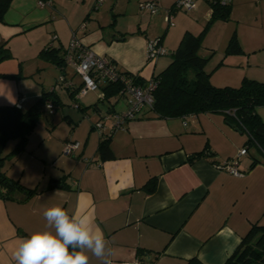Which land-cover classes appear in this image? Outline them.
Listing matches in <instances>:
<instances>
[{
  "label": "crops",
  "instance_id": "0c3cea01",
  "mask_svg": "<svg viewBox=\"0 0 264 264\" xmlns=\"http://www.w3.org/2000/svg\"><path fill=\"white\" fill-rule=\"evenodd\" d=\"M44 1L49 4L11 0L0 22V45L9 54L0 59V105L19 100L28 109L42 91L56 86L59 74L80 86L71 65L62 68L40 54L50 43L63 55L74 35L118 69L145 80L169 62L147 61L152 38L168 36L175 47L186 30L199 33L211 15L207 1L198 2L192 16L179 15L177 0H155L158 12L150 16L139 8L145 0H101L98 6L96 0ZM262 5L264 0H232L229 19L210 24L200 48L206 65L220 54L216 66L205 65L210 82L213 69L243 71L213 85L236 87L243 77L264 82V35L243 28L264 16ZM167 10L176 16L173 26L163 20ZM233 31L242 50L234 54L226 52ZM245 66L261 72L249 77ZM54 89L61 104L48 119L39 117L21 150L10 154L15 140L3 149L1 170L24 190L0 197V264H16L19 238L43 230L44 211L56 205L92 217L113 252L112 264H223L253 224L264 225V152L254 141L245 143L248 133L232 114L162 117L143 109L124 129L106 135L111 119L104 117L126 108L122 98L101 101L90 91L74 105V88ZM256 112L264 121V105ZM99 120L105 125L102 136L93 124ZM69 139L79 143L70 154L63 150ZM244 146L239 175L218 168ZM88 256L89 264H101Z\"/></svg>",
  "mask_w": 264,
  "mask_h": 264
},
{
  "label": "trees",
  "instance_id": "16d2710c",
  "mask_svg": "<svg viewBox=\"0 0 264 264\" xmlns=\"http://www.w3.org/2000/svg\"><path fill=\"white\" fill-rule=\"evenodd\" d=\"M10 2L11 0H0V22H4L3 16ZM207 2L211 8L207 24L197 34L186 30L175 46L176 48L171 52V59L167 66L152 76L156 81V86L152 96L154 102L150 109L162 117L184 116L199 112H225L230 115L234 112L233 119L248 133L245 143L254 141L264 152V135L255 132L258 127L264 130V121L256 112V107L264 105V82L243 77L236 87L215 86L210 82L209 74L204 69L208 58L200 54L203 38L214 20L229 19L232 0L226 4H221L219 1ZM174 9H178L175 4ZM168 11L173 16L172 10L165 11L164 15ZM166 24L168 26L167 22ZM238 43L234 33L226 44V52L233 54L241 52ZM6 50L4 44L0 45V59L9 55ZM58 51L59 49L50 43L47 48L39 52L64 68V54L60 55ZM124 74L131 75L128 71H124ZM97 80L100 90L104 92V98H98L99 100L112 102V100L117 101L121 98L120 82L100 81L98 78ZM133 80L139 84L144 83V79L138 75L133 76ZM54 88L56 87L49 91H42L39 99L26 110H22L15 103L14 105H0V197H11L15 190H24V186L18 180L7 177L1 170V164L6 156L3 155L4 146L9 140L16 141L10 154L24 147L39 117L44 115L48 119L50 113L61 104ZM65 88H74L70 93L74 101L78 87L73 85ZM48 103L52 104L51 110L46 107ZM104 144L105 141L101 147ZM26 193L29 195L31 190H27ZM223 264H264V225L253 224Z\"/></svg>",
  "mask_w": 264,
  "mask_h": 264
},
{
  "label": "built area",
  "instance_id": "2783aa9c",
  "mask_svg": "<svg viewBox=\"0 0 264 264\" xmlns=\"http://www.w3.org/2000/svg\"><path fill=\"white\" fill-rule=\"evenodd\" d=\"M205 1H219L221 4H226L231 0H205ZM101 0H96V6L101 4ZM40 6L48 5V1L38 0L37 2ZM139 7L142 10L148 11L151 15H154L158 12L157 3L155 0H145L139 3ZM175 7L178 9H184L186 11H190L195 9L196 0H177L175 3ZM164 20L168 23V26L174 25L173 16L168 11L164 15ZM81 28L85 26L83 23L80 25ZM53 39L56 38V35L52 36ZM76 37L73 35L68 47L64 53V64L71 65L76 75H79L81 78V85L78 87V91L74 95V105H77L78 99L85 95L90 91H95L97 93V97L99 99L104 98V92L99 88V82L97 78L107 81H117L120 82V95L121 98L126 103V108L123 111L114 112L111 115H106L105 119H111V126L106 135L112 134L118 130L124 129L126 127L127 122L136 118V116L143 111V109L152 108L154 98L153 90L156 86V81L153 77H149L144 80L143 84H139L133 80V76L136 74L126 75L124 72L117 68L116 63L113 62L112 59L106 56L99 55L91 50L90 47L82 45L78 42ZM161 44L159 39H155L154 41H149L147 44V61L154 62L160 55L165 54L167 51L160 47ZM73 86L71 81L66 80L63 74H59L56 81L57 87H67ZM18 107H20L19 103H16ZM49 110L52 109V104L48 103L46 106ZM234 114V112L232 113ZM104 122L99 120L94 124V128L98 131L101 136L104 134L105 125ZM185 123V122H184ZM105 135V136H106ZM79 143L73 140H67L64 143V152L71 153L73 150L78 148ZM247 148L242 147L236 157L229 159L224 162V164L220 165L218 168H222L227 170L232 174L239 175L240 171L237 168L238 157L246 154ZM125 264H148L139 260H135L133 262H128Z\"/></svg>",
  "mask_w": 264,
  "mask_h": 264
},
{
  "label": "clouds",
  "instance_id": "9594fccd",
  "mask_svg": "<svg viewBox=\"0 0 264 264\" xmlns=\"http://www.w3.org/2000/svg\"><path fill=\"white\" fill-rule=\"evenodd\" d=\"M43 230L32 232L17 241L13 253L16 264H89L88 253L101 264H112L113 252L103 231L93 228L87 214L69 213L56 205L43 213Z\"/></svg>",
  "mask_w": 264,
  "mask_h": 264
},
{
  "label": "rangeland",
  "instance_id": "374dc122",
  "mask_svg": "<svg viewBox=\"0 0 264 264\" xmlns=\"http://www.w3.org/2000/svg\"><path fill=\"white\" fill-rule=\"evenodd\" d=\"M200 1H205V0H196V7H197V4H198V2H200ZM208 5V7H210L209 6V4H207ZM261 9L263 10V12H264V5H262V7H261ZM176 11H178V13H179V15H185V16H192V12H191V10L190 11H186V10H184V9H175ZM194 10V9H193ZM142 12H144V11H142ZM147 15H149L150 16V14L148 13ZM248 16V15H247ZM252 17H249V19H251ZM119 19V21H121L122 22V18L121 17H119L118 18ZM148 19H149V17H148ZM173 19L176 21L177 19H176V16H173ZM163 20H164V17H163ZM190 20V19H189ZM175 21H173V22H175ZM225 21V20H224ZM207 22L208 21H206V22H204L203 23V25H202V29L204 28V26L207 24ZM166 24V23H165ZM164 24V25H165ZM191 24H192V21H191ZM242 24L243 23H238L237 24V22L235 21L234 22V25L235 26H237L238 25V28H240V27H242ZM230 25H233V21L231 22V24ZM165 27H166V25H165ZM243 28H246L247 30H249V31H258V33L260 34V35H264V16L263 17H258L257 19H254V18H252L250 21H249V24H246L245 26L243 25ZM201 29V30H202ZM191 32V31H190ZM233 33H236V32H234L233 31ZM233 33L230 35V37H229V39H228V42H229V40H230V38H231V36L233 35ZM167 37L168 36H163V38H164V40H163V38H161V46L160 47H162V48H164L167 52L165 53V54H163V55H160L159 57H160V59L159 60H164L165 62H168V61H170V59H171V51L172 50H174L176 47H174L173 45H172V42L170 41V40H167ZM236 37H237V34H236ZM155 39H160V37H154V38H152L150 41H154ZM237 39H238V37H237ZM203 42V41H202ZM177 44L178 43H176V45L175 46H177ZM174 48V49H173ZM219 56H220V54H216L215 55V57L213 58V60H211V61H209V63H207V65H206V69L207 70H210V68H213L214 66H216V64H217V62H218V60H219ZM214 70V73L212 74V76H211V74H210V76H211V82H216L215 84H224V81L225 80H223L222 81V78L223 77H233L234 75H236V73H240V72H243L242 70H240V69H231V68H229L228 66H223L222 68H216V69H213ZM216 70V71H215ZM244 72H246L247 74H248V76L249 77H252V76H258V74H260V72H261V69H251V68H249V67H244ZM223 73H225V74H223ZM92 95H94L93 93H92ZM88 98H90V96L88 97ZM88 98L86 99V100H88ZM16 103H19L20 104V107H22V105H21V102L18 100V101H16ZM47 112V111H46ZM11 143V142H10ZM10 145V144H9ZM257 150H256V147L254 146V145H252L251 146V152H252V154H254V156H260V154H258L259 152H256ZM258 156V157H259Z\"/></svg>",
  "mask_w": 264,
  "mask_h": 264
},
{
  "label": "water",
  "instance_id": "95a60500",
  "mask_svg": "<svg viewBox=\"0 0 264 264\" xmlns=\"http://www.w3.org/2000/svg\"><path fill=\"white\" fill-rule=\"evenodd\" d=\"M255 132L256 134L264 135V130H262L261 127H258Z\"/></svg>",
  "mask_w": 264,
  "mask_h": 264
}]
</instances>
